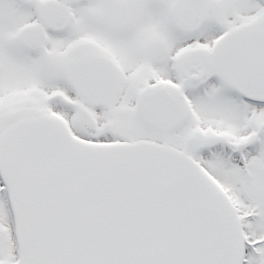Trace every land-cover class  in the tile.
Segmentation results:
<instances>
[{
	"label": "snow or ice",
	"instance_id": "6c2138e0",
	"mask_svg": "<svg viewBox=\"0 0 264 264\" xmlns=\"http://www.w3.org/2000/svg\"><path fill=\"white\" fill-rule=\"evenodd\" d=\"M0 264H264V0H0Z\"/></svg>",
	"mask_w": 264,
	"mask_h": 264
}]
</instances>
